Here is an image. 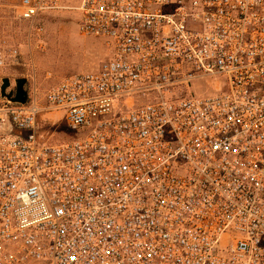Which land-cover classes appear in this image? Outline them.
Instances as JSON below:
<instances>
[{"label": "built area", "instance_id": "built-area-1", "mask_svg": "<svg viewBox=\"0 0 264 264\" xmlns=\"http://www.w3.org/2000/svg\"><path fill=\"white\" fill-rule=\"evenodd\" d=\"M74 9L109 57L1 99L0 264H264V0Z\"/></svg>", "mask_w": 264, "mask_h": 264}, {"label": "rangeland", "instance_id": "rangeland-1", "mask_svg": "<svg viewBox=\"0 0 264 264\" xmlns=\"http://www.w3.org/2000/svg\"><path fill=\"white\" fill-rule=\"evenodd\" d=\"M78 2L64 0L62 7L31 22L19 17L20 0H0V85L8 77L9 89H14V79L25 77L28 93L42 95L62 77L95 70L109 57L102 38L79 35ZM49 120L55 124H43V133L54 140L73 136L61 117Z\"/></svg>", "mask_w": 264, "mask_h": 264}, {"label": "water", "instance_id": "water-1", "mask_svg": "<svg viewBox=\"0 0 264 264\" xmlns=\"http://www.w3.org/2000/svg\"><path fill=\"white\" fill-rule=\"evenodd\" d=\"M25 77H18L14 79V89H9L10 79L8 77H3L1 79L0 85V97L2 99H7L10 102L24 104L28 99V90L26 88Z\"/></svg>", "mask_w": 264, "mask_h": 264}]
</instances>
